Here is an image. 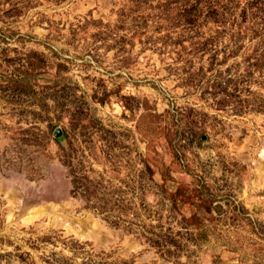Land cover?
<instances>
[{
    "label": "rangeland",
    "instance_id": "374dc122",
    "mask_svg": "<svg viewBox=\"0 0 264 264\" xmlns=\"http://www.w3.org/2000/svg\"><path fill=\"white\" fill-rule=\"evenodd\" d=\"M0 264H264V0H0Z\"/></svg>",
    "mask_w": 264,
    "mask_h": 264
},
{
    "label": "bare ground",
    "instance_id": "6f19581e",
    "mask_svg": "<svg viewBox=\"0 0 264 264\" xmlns=\"http://www.w3.org/2000/svg\"><path fill=\"white\" fill-rule=\"evenodd\" d=\"M42 212H44V209L42 208H36L33 212H30L28 216L26 217V220H31L34 217L40 215Z\"/></svg>",
    "mask_w": 264,
    "mask_h": 264
}]
</instances>
